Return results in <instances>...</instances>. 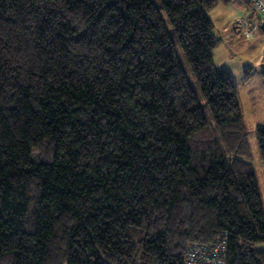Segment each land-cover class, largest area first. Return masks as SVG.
Wrapping results in <instances>:
<instances>
[{
    "label": "trees",
    "instance_id": "16d2710c",
    "mask_svg": "<svg viewBox=\"0 0 264 264\" xmlns=\"http://www.w3.org/2000/svg\"><path fill=\"white\" fill-rule=\"evenodd\" d=\"M214 5L0 0V264H183L221 236L225 264H264Z\"/></svg>",
    "mask_w": 264,
    "mask_h": 264
},
{
    "label": "rangeland",
    "instance_id": "374dc122",
    "mask_svg": "<svg viewBox=\"0 0 264 264\" xmlns=\"http://www.w3.org/2000/svg\"><path fill=\"white\" fill-rule=\"evenodd\" d=\"M207 15L218 40L212 51V62L231 76L264 212V165L259 159L255 134L257 125L264 126V76L261 74L264 66V32L257 23L261 14L252 11L246 0H215L213 9ZM253 24L257 26L256 33L250 38H242L238 30ZM177 51L185 72L192 80L178 47ZM253 248L264 250V242L255 244Z\"/></svg>",
    "mask_w": 264,
    "mask_h": 264
},
{
    "label": "built area",
    "instance_id": "2783aa9c",
    "mask_svg": "<svg viewBox=\"0 0 264 264\" xmlns=\"http://www.w3.org/2000/svg\"><path fill=\"white\" fill-rule=\"evenodd\" d=\"M252 11L261 14L259 26L264 23V0H247ZM246 25V22L243 21ZM237 28V27H236ZM238 29V28H237ZM257 31L255 24L238 30L242 38H250ZM226 242L223 236L208 243H190L185 250L183 264H225Z\"/></svg>",
    "mask_w": 264,
    "mask_h": 264
},
{
    "label": "water",
    "instance_id": "95a60500",
    "mask_svg": "<svg viewBox=\"0 0 264 264\" xmlns=\"http://www.w3.org/2000/svg\"><path fill=\"white\" fill-rule=\"evenodd\" d=\"M260 29H261L262 31H264V23H262V24L260 25Z\"/></svg>",
    "mask_w": 264,
    "mask_h": 264
},
{
    "label": "crops",
    "instance_id": "0c3cea01",
    "mask_svg": "<svg viewBox=\"0 0 264 264\" xmlns=\"http://www.w3.org/2000/svg\"><path fill=\"white\" fill-rule=\"evenodd\" d=\"M261 30V29H260ZM264 32V31H263Z\"/></svg>",
    "mask_w": 264,
    "mask_h": 264
}]
</instances>
